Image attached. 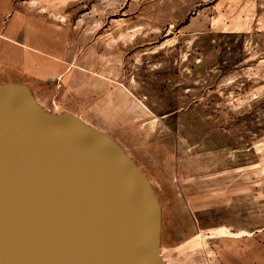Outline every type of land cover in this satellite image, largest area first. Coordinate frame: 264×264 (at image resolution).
<instances>
[{
  "label": "rangeland",
  "instance_id": "374dc122",
  "mask_svg": "<svg viewBox=\"0 0 264 264\" xmlns=\"http://www.w3.org/2000/svg\"><path fill=\"white\" fill-rule=\"evenodd\" d=\"M21 1L67 69L33 106L136 168L153 260L264 264V0Z\"/></svg>",
  "mask_w": 264,
  "mask_h": 264
},
{
  "label": "water",
  "instance_id": "95a60500",
  "mask_svg": "<svg viewBox=\"0 0 264 264\" xmlns=\"http://www.w3.org/2000/svg\"><path fill=\"white\" fill-rule=\"evenodd\" d=\"M154 203L124 153L0 87V264H157Z\"/></svg>",
  "mask_w": 264,
  "mask_h": 264
},
{
  "label": "crops",
  "instance_id": "0c3cea01",
  "mask_svg": "<svg viewBox=\"0 0 264 264\" xmlns=\"http://www.w3.org/2000/svg\"><path fill=\"white\" fill-rule=\"evenodd\" d=\"M66 74L62 56L52 52L50 32L31 2L0 0V87L25 86L31 99L40 103L52 95H44L41 88L61 82ZM115 109L111 107L109 119L123 127Z\"/></svg>",
  "mask_w": 264,
  "mask_h": 264
},
{
  "label": "bare ground",
  "instance_id": "6f19581e",
  "mask_svg": "<svg viewBox=\"0 0 264 264\" xmlns=\"http://www.w3.org/2000/svg\"><path fill=\"white\" fill-rule=\"evenodd\" d=\"M159 257V256H158ZM156 260V259H155ZM157 260H159V259H157ZM158 262V261H157Z\"/></svg>",
  "mask_w": 264,
  "mask_h": 264
}]
</instances>
